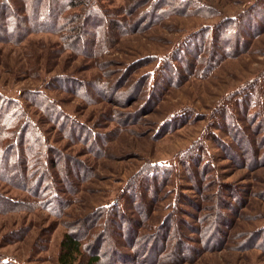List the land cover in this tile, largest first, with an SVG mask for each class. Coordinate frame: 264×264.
I'll return each mask as SVG.
<instances>
[{
  "label": "rangeland",
  "instance_id": "rangeland-1",
  "mask_svg": "<svg viewBox=\"0 0 264 264\" xmlns=\"http://www.w3.org/2000/svg\"><path fill=\"white\" fill-rule=\"evenodd\" d=\"M103 2L129 33L95 57L60 52L57 33H32L19 44L0 41V93L20 99L23 90L42 89L100 135L94 143L70 140L27 105L65 156V174L77 188L64 187L71 202L58 216L42 209L0 213V257L59 264L63 233L81 230L98 207L118 201L124 218L116 215L105 234L104 223L94 220L84 237L116 264H264V0H167L168 12L154 22L143 16L154 0ZM228 23L240 28V41L210 73L199 75L206 51L196 61L188 54L197 72L185 73L177 62L182 78L148 96L145 78L165 56ZM213 45L218 53L225 49L222 40ZM95 80L104 84L101 92L89 87ZM79 82L87 86L84 95ZM154 164L169 170L155 193L142 184L145 168ZM134 180L137 202L127 193ZM0 194L29 197L2 180Z\"/></svg>",
  "mask_w": 264,
  "mask_h": 264
},
{
  "label": "trees",
  "instance_id": "trees-1",
  "mask_svg": "<svg viewBox=\"0 0 264 264\" xmlns=\"http://www.w3.org/2000/svg\"><path fill=\"white\" fill-rule=\"evenodd\" d=\"M103 1L0 0V41L19 44L32 33H57L61 37L58 49L60 52L71 50L78 55L95 57L102 54L103 50L111 48L117 42L118 35L129 33L127 23L123 19L115 17L114 10L107 8ZM179 3L181 7L187 6L184 1H179ZM169 6L167 0H154L144 11L143 16L154 22L168 12ZM231 26L228 23L220 26L216 31L215 29L209 33V30L204 31L207 33L197 35L198 43L194 47L192 46L194 38H192L177 50L176 55L165 56L162 59L161 68L155 74L150 73L145 78V85L150 88L148 96L156 93L157 89H163L164 84L168 85L171 81L182 78L177 62H182L180 65L185 68V73L194 74L197 72V69L192 65H190L191 68L189 67L188 64L191 63V60L187 56L188 54L194 55L196 61L202 58L200 52L206 51L199 75L210 73L221 62L224 54L233 52V42L240 41V28ZM99 38L101 44L97 46ZM219 40H222L225 46V49H222L220 53L217 51L218 47L213 45ZM228 41L232 42L230 47H228ZM190 45L191 47H189ZM61 79L63 78L61 77ZM66 81L69 79L62 80V82ZM95 81V85L89 84V87L98 88L101 92L104 84L99 80ZM80 87L84 95L87 86L83 83ZM27 105L40 111L48 122L61 129L65 137L70 140L77 137L76 139H79L80 142L94 143L100 140L98 138L100 135L91 126L85 125L64 112L60 105L42 89L23 90L20 99L0 93V180L26 191L29 195L27 198H14L0 194V213L32 212L42 209L51 215L58 216L63 214L64 209L71 202L69 197L62 195L63 192H66L64 187L70 193V191L76 190L77 182H71L66 176V165H62L65 156L50 143L40 125V119H35L30 114ZM60 165H62V168L60 167L61 175H57L55 169ZM84 167L86 168V166ZM168 171L167 167L161 165L147 166L142 175V184L149 186V189H145L148 192H157L159 184L165 185L163 176ZM88 172L90 169L86 168V173ZM154 178L158 179L157 182ZM134 184L135 180L131 181L127 193H133L134 201L137 202L140 201L141 194H137ZM123 193L126 194L125 191ZM144 201H141L140 204L145 206V210H148L149 203L146 204ZM123 205L124 203L117 201L98 207L95 213L92 212L93 214L91 213L85 218L87 221L82 225L81 230L75 227L67 229L59 243V264L75 262L76 264H116L117 261L114 257L106 259L103 257L101 249L92 243L91 239L86 240L84 237L87 238V227L94 220L95 223H104L102 231L105 234L108 227L114 223L116 215L124 218L125 207ZM128 218L126 217V219ZM167 224L165 223L162 233H166ZM127 230L130 233V226ZM130 237L132 235H129ZM177 247L182 246L178 243ZM109 250L113 252V255L116 253L119 257L121 256L112 245ZM0 264L16 263L0 257Z\"/></svg>",
  "mask_w": 264,
  "mask_h": 264
}]
</instances>
